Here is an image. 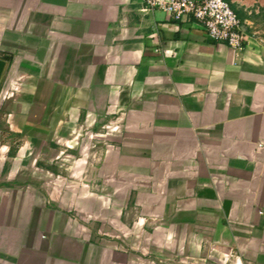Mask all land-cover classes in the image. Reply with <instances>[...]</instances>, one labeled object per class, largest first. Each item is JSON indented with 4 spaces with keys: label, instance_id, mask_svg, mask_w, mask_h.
Wrapping results in <instances>:
<instances>
[{
    "label": "crops",
    "instance_id": "1",
    "mask_svg": "<svg viewBox=\"0 0 264 264\" xmlns=\"http://www.w3.org/2000/svg\"><path fill=\"white\" fill-rule=\"evenodd\" d=\"M226 1L243 51L141 0H0V264H264V0ZM85 133L91 183L57 175Z\"/></svg>",
    "mask_w": 264,
    "mask_h": 264
},
{
    "label": "built area",
    "instance_id": "2",
    "mask_svg": "<svg viewBox=\"0 0 264 264\" xmlns=\"http://www.w3.org/2000/svg\"><path fill=\"white\" fill-rule=\"evenodd\" d=\"M144 12H162L184 22H195L203 27L214 43L243 51L250 38L246 25L226 0H141Z\"/></svg>",
    "mask_w": 264,
    "mask_h": 264
},
{
    "label": "rangeland",
    "instance_id": "3",
    "mask_svg": "<svg viewBox=\"0 0 264 264\" xmlns=\"http://www.w3.org/2000/svg\"><path fill=\"white\" fill-rule=\"evenodd\" d=\"M4 53L5 52L0 50V58L7 59V67L0 82V98H2L3 101L6 100L7 97L11 96L10 90L11 88L15 87L14 81H16L17 77V74L13 72L12 68L13 58L8 56L6 57L5 55H3ZM20 81H23L22 78L20 79ZM17 86H19V84ZM3 103H0V112L5 111V108H3ZM92 130L93 127L90 126L88 128H84V130H82L81 132H92ZM4 131L5 126L0 124V143L11 142L10 145H13L12 149H16L18 145L22 144L21 142H17V139H12L9 134H3ZM104 131H107L106 128H104ZM78 137L79 134L76 137L71 138L70 141L66 144H59L57 142H54L53 140V142L51 143V147L53 150L51 153V167L53 168L54 172L57 173V175L64 174L79 179H88V181H85L91 183L92 172L91 168L89 169L91 162L94 161V159H96L97 161V159L99 160L100 158V161H102L105 158L107 154L106 147L108 141L106 138H102V136L101 138H92L90 134L86 135V133L84 134V137L86 138H80V141H77ZM95 142H99L100 150L102 151V153H100L98 156L92 154V147L97 146ZM67 145H71V149L74 150L69 149V152L62 151L60 153V150L67 147Z\"/></svg>",
    "mask_w": 264,
    "mask_h": 264
},
{
    "label": "water",
    "instance_id": "4",
    "mask_svg": "<svg viewBox=\"0 0 264 264\" xmlns=\"http://www.w3.org/2000/svg\"><path fill=\"white\" fill-rule=\"evenodd\" d=\"M6 67H7V59L0 58V82L2 80V77L4 75V72H5Z\"/></svg>",
    "mask_w": 264,
    "mask_h": 264
}]
</instances>
